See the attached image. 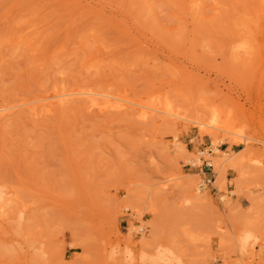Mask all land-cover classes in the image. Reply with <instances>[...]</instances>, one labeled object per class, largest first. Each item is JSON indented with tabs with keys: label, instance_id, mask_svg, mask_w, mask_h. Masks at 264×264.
Here are the masks:
<instances>
[{
	"label": "rangeland",
	"instance_id": "374dc122",
	"mask_svg": "<svg viewBox=\"0 0 264 264\" xmlns=\"http://www.w3.org/2000/svg\"><path fill=\"white\" fill-rule=\"evenodd\" d=\"M3 109L0 264H264V0H0Z\"/></svg>",
	"mask_w": 264,
	"mask_h": 264
},
{
	"label": "bare ground",
	"instance_id": "6f19581e",
	"mask_svg": "<svg viewBox=\"0 0 264 264\" xmlns=\"http://www.w3.org/2000/svg\"><path fill=\"white\" fill-rule=\"evenodd\" d=\"M77 96H88L90 98V103L92 107H97L100 111L106 110V109H116L118 111L121 110H128L136 107L138 114L142 119H147L151 114L154 112H159L162 114H165L170 117H178L177 115L172 114L171 112L167 110H159L156 107L153 106H147L144 105L140 101H131L125 96H111L103 93H96V92H86L81 90H74L70 93H62L58 95H54L47 98H42L37 101V103H42L38 107L43 109V111L52 112L57 105H61L65 102V99L67 97H77ZM102 98V99H100ZM53 100V101H52ZM52 101V102H50ZM36 108H32V110H35ZM7 109L0 110V117L2 115V111L5 112ZM201 126H205L203 122H199ZM211 128L220 129L218 127L210 126ZM216 153H220V151L216 148ZM241 152L236 153V155L240 154ZM228 161V166H235L237 164V158L230 160L229 157L225 159L221 158H215L213 159L212 166L221 169V167L224 165L225 162ZM14 190H17L14 188ZM193 183L188 186L189 193L194 192ZM12 198L5 199L4 194L0 191V209L3 207V205L6 204L8 201H10ZM203 199V193L201 189L196 190V194H190V199L186 200L185 202L187 204L190 203H198ZM4 213V212H3ZM12 233L15 235L16 238L19 237V235H22V231L20 227H12ZM146 245V244H144ZM22 247L17 246H10L9 242L6 239H3L0 242V255L3 258H6L9 261H12V263H15L16 260H20L26 253L22 252ZM131 257V256H130ZM27 258V256H26ZM141 259L143 261H147L148 264H161L162 257L157 256L155 258H151L144 253L141 252ZM181 264H184L183 262H180Z\"/></svg>",
	"mask_w": 264,
	"mask_h": 264
},
{
	"label": "built area",
	"instance_id": "2783aa9c",
	"mask_svg": "<svg viewBox=\"0 0 264 264\" xmlns=\"http://www.w3.org/2000/svg\"><path fill=\"white\" fill-rule=\"evenodd\" d=\"M212 184V181L211 180H204L201 184H200V189L203 191V190H206L208 187H210Z\"/></svg>",
	"mask_w": 264,
	"mask_h": 264
}]
</instances>
